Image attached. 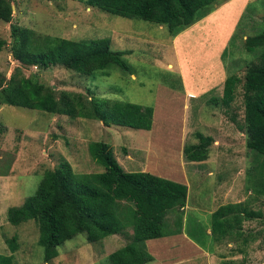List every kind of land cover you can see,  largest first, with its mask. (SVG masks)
<instances>
[{
	"label": "rangeland",
	"instance_id": "374dc122",
	"mask_svg": "<svg viewBox=\"0 0 264 264\" xmlns=\"http://www.w3.org/2000/svg\"><path fill=\"white\" fill-rule=\"evenodd\" d=\"M9 1L11 18L0 19V38L5 40L0 71L6 80L17 68L56 90L152 105L154 126L147 131L123 129L104 125L101 120L0 104V253L10 254L6 239L15 236V264H109L107 254L132 240V234L126 235L131 226L122 229L127 233L120 237L112 234L96 242H88L78 233L57 247L56 257L46 261L37 242V218L17 224L8 221V208L20 207L33 195L46 171L68 164L76 175L103 172L87 148L90 141H103L112 146L115 159L128 170L149 163L164 173L173 172L186 162L182 170L186 172L190 215L197 216L196 211L207 206L203 204L214 190L210 185L224 182L222 202H241L248 211L247 217L239 214L237 233H243L244 240L246 234L254 238L247 245L240 239L233 246L247 248L250 264H264V197L247 189L248 177L260 156L245 145L242 90L245 66L262 50L247 51L244 43L248 36L264 29V0H217L209 14L175 35L165 25L114 15L80 0ZM12 26L31 29L35 42L45 36L86 41L109 38L111 50L126 51L122 58L128 68L112 66L108 75H101L99 71L79 74L58 64L44 69L19 67L10 54ZM232 74L237 78L234 98L225 104L221 98ZM166 78L181 90L164 85L162 79ZM157 103L162 105L158 110ZM196 131L212 137L208 162L190 163L183 154L179 157L176 148L197 142ZM179 212L184 217L182 209L166 215L171 227ZM203 221L208 224V219ZM194 235L204 247L211 245L199 229ZM219 243L220 250H215L229 252L234 248L228 247L229 235Z\"/></svg>",
	"mask_w": 264,
	"mask_h": 264
},
{
	"label": "trees",
	"instance_id": "16d2710c",
	"mask_svg": "<svg viewBox=\"0 0 264 264\" xmlns=\"http://www.w3.org/2000/svg\"><path fill=\"white\" fill-rule=\"evenodd\" d=\"M80 1L121 17L165 25L170 34L175 35L209 14L217 0ZM11 15L10 1L0 0V19L9 21ZM11 32L10 54L18 61L19 67L44 69L58 64L79 74L99 71L101 75H108L112 66L128 68L122 58L126 51L111 50L110 40L106 37L86 41L45 36L35 42L34 32L27 27L12 26ZM244 44L247 51L262 48L245 66L242 90L245 145L260 156L254 172L248 177L247 189L256 197H264V29L248 36ZM4 45L5 40L0 38V50ZM236 80L232 74L226 81L221 98L225 104L234 98ZM162 83L181 90L167 78L162 79ZM0 104L101 120L107 126L114 124L133 129H150L153 119L152 105L94 95L86 98L81 92L56 90L21 74L17 68L7 80L0 71ZM195 137L197 142L183 145V157L187 161H203L208 157L212 137L199 131L195 132ZM88 151L91 158L103 167V172L76 175L68 164L46 171L33 195L20 207L8 208V221L17 224L37 218V242L43 248L46 261L56 257L57 247L78 233H83L88 242H96L119 233L126 226L132 227L133 238L107 254L109 264L153 261L154 257L144 248L143 242L182 232V212L178 213L172 227L167 223L166 215L170 210L184 206L186 185L149 172L124 171L108 142L90 141ZM239 214L248 215L241 202L226 203L217 208L212 214L213 238L219 240L229 235V239L237 243L239 233L233 235V232L241 221ZM193 233L194 230L190 229V237H194ZM6 243L10 254L0 253V264H15L16 237L6 239Z\"/></svg>",
	"mask_w": 264,
	"mask_h": 264
},
{
	"label": "crops",
	"instance_id": "0c3cea01",
	"mask_svg": "<svg viewBox=\"0 0 264 264\" xmlns=\"http://www.w3.org/2000/svg\"><path fill=\"white\" fill-rule=\"evenodd\" d=\"M161 104H162V101H161ZM161 104L157 103L155 108L158 110V107ZM153 114H154V110H153ZM153 118H154V115H153ZM115 126L122 127L123 129L127 128V127H123L120 125H115ZM153 126L154 125H152L151 128H153ZM160 126H164V125H160ZM150 129H140V130L147 131ZM176 149L180 157V155L183 154V146L178 147ZM148 152H151V147H148ZM210 159L211 158H209V155H208V157L202 162H208L210 161ZM192 162L199 163L201 161H190V163ZM185 163L186 162H183V164ZM183 164L179 165L180 167H182V169H183ZM123 169L126 172H137V171L149 172L156 176L171 179V180H174L184 185L187 184L186 172L180 169L179 167H177L173 172L167 171L165 173L162 171L160 167H154L149 163L147 164L142 163V166L140 165V168L138 170H135V169L128 170L125 167H123ZM208 172L210 171L208 170ZM222 183L224 184V182ZM223 184H218L216 182L215 185H210L213 187V188L210 187L211 190L213 189L214 190L210 192L211 195L208 196L207 204H203L207 206L201 208L199 211H196V214H198L197 216L195 214L194 215L189 214L191 212L189 211L191 207L187 205V195H188V189H187L186 202L184 206L180 208L184 210L185 212L184 217L182 219V232L177 233V234H172V235L161 236L157 238H151V239H147L144 241L146 250L154 257V260L151 261L150 263L152 264H250L248 262V259L246 258L247 248L245 250L238 249V247L235 248L233 246L235 242L231 241V243L228 244V247L233 246L234 248L229 250V252L228 251L221 252L219 251L220 250L219 247L221 245L219 241L221 239L216 240L213 238V235L211 234L213 212L217 210V208H219L223 204L238 203V201H234V200L228 201V202H222V199H223L222 185ZM184 207L187 209L189 208V209L188 210L186 209L185 211ZM204 218L208 219V224H206V221H203ZM246 228L248 230V227ZM190 229L192 230L199 229V233L203 236V238L208 239L209 242L211 240V242L216 244V246L215 245L212 246L213 243L210 242L211 245H205L206 247H204V245H201V243L197 242V240H199L198 237H196L195 235L194 237L193 236L190 237L189 235ZM236 230L235 232H233V235L237 234ZM128 231L130 232L129 234L127 233V230H122L119 233H115L114 235H117L118 237H120L122 233H127L126 235L132 234V238H133V232H132L133 229H129ZM242 234L243 233L239 234V237H238L239 241L240 239L244 240L242 239L243 238V236H241ZM244 241H245V244L247 245V243L254 241V238L252 235L249 236V234H246ZM207 248H209L210 250ZM216 248H218L219 250H215ZM235 250H237V252Z\"/></svg>",
	"mask_w": 264,
	"mask_h": 264
}]
</instances>
